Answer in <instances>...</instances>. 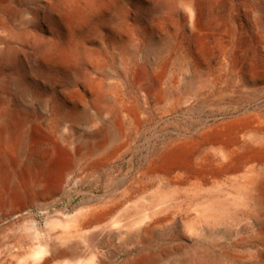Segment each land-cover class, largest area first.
Wrapping results in <instances>:
<instances>
[{"label": "rangeland", "instance_id": "rangeland-1", "mask_svg": "<svg viewBox=\"0 0 264 264\" xmlns=\"http://www.w3.org/2000/svg\"><path fill=\"white\" fill-rule=\"evenodd\" d=\"M0 9V49L8 32L22 40L12 43L5 72L24 76V86L9 90L28 110L23 116L53 139L68 138L74 155L94 118L118 109L131 144L120 160L94 171L71 161L68 176L43 196H13L15 212L0 209V259L11 260L17 242L25 260L49 220L52 235H99L100 258L120 264L141 254L134 229L143 209L174 198L180 227L153 239L149 252L163 249L154 264H264V219L231 188L241 173L200 180L148 167L169 144L204 130L225 132L228 140L264 136V0H0ZM168 87L185 98L173 109L146 96ZM38 141L34 148L44 145ZM15 156L2 167L19 181L22 157ZM213 198L222 202L205 204ZM204 205H228L237 217L186 239L183 224L196 221ZM80 207L88 216L76 220ZM81 249L87 258L88 244Z\"/></svg>", "mask_w": 264, "mask_h": 264}, {"label": "bare ground", "instance_id": "bare-ground-1", "mask_svg": "<svg viewBox=\"0 0 264 264\" xmlns=\"http://www.w3.org/2000/svg\"><path fill=\"white\" fill-rule=\"evenodd\" d=\"M25 1L17 0L20 5H25ZM19 15V12L14 11L10 17L15 21ZM6 38L7 45L0 49V209H6L11 216L15 212L13 196L17 198L26 196L34 199L47 194L53 186L68 176L67 169L71 161L86 162L94 171L105 167L103 165L106 163L120 160L124 154L128 153L127 150L131 144L129 135L123 130V124L127 120L120 118L118 109L106 118L102 114L94 118V123L84 132V138L74 155L69 150L71 142L68 138H61V142L53 139L49 136L50 134L42 131V125L35 119L23 116L28 110L20 106L17 100L9 97V90L13 86L26 83L24 76L22 73L18 76H10L5 72L6 61L13 58L11 45L21 40L20 34L8 32ZM42 45H38L36 50L43 51L44 46ZM24 94L22 93L23 99ZM146 96L158 103L168 102L170 109L182 104L181 101L185 100L181 91L177 92L171 87L156 95L153 93ZM121 109L120 111H123ZM238 122L240 121L233 123ZM114 125L119 126L117 131L113 129ZM226 134L208 129L191 139L171 143L160 152L157 158L149 162L148 167L158 171L164 170L168 174L176 172L183 178L194 177L200 180L207 176L241 173L237 180L231 179L233 181L231 188L237 195L236 200L239 201L242 198L241 200L244 201L242 203H248V206L264 219V136H254L249 139L238 136L233 140H228ZM38 140H43L44 145L34 148L32 144ZM119 140L121 141L117 144L116 141ZM115 142L117 145L109 150V145ZM214 142L216 145H213ZM15 153L22 157V159L18 157L21 159L22 167V177L19 181L13 180L9 171L6 172L2 167L15 156ZM141 182L138 181V184ZM231 198L230 201H233V197ZM176 201L174 198L169 199L172 203L165 204L169 202L164 201V203L163 200H158L143 209L138 225L134 229V236L141 240V254L128 258L120 264L155 263L154 257L156 254H162L163 249H157L156 254L150 253L153 239L180 227V212L175 205ZM217 201L222 202L213 198L205 200V204ZM197 213L196 221L183 224L190 234L186 239L202 235L205 225L208 227L228 225L237 217V211L228 205L217 207L204 205ZM58 214L65 216L61 212ZM91 215L95 216L94 213ZM87 216L88 213L81 207L76 209L74 214L76 220H83ZM52 226V222L47 220L42 237L36 239L37 243L34 246L28 247L25 260H21V255L15 251L18 247L15 246L17 243L15 242L9 248L11 260L0 259V264H65L68 260H76L75 264H106L98 254L99 248L103 245V240L99 235L88 234L82 237L77 235V240L72 241L74 232L63 230L59 234L52 235ZM83 243L88 244L90 249L89 256L84 259L81 249ZM169 254L175 255L172 252ZM259 257L260 254L257 253L255 258Z\"/></svg>", "mask_w": 264, "mask_h": 264}]
</instances>
